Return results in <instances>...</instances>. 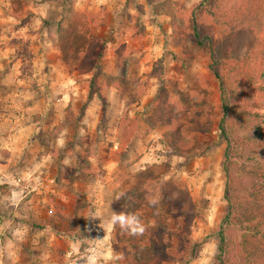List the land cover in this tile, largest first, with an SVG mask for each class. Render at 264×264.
I'll return each instance as SVG.
<instances>
[{
    "label": "rangeland",
    "instance_id": "obj_1",
    "mask_svg": "<svg viewBox=\"0 0 264 264\" xmlns=\"http://www.w3.org/2000/svg\"><path fill=\"white\" fill-rule=\"evenodd\" d=\"M198 1L155 0L171 5L169 15L153 13L145 0H0V6L41 4L40 16L22 24L29 29L21 31L15 21L0 25V48L37 52L38 66L40 52L49 51L50 58L42 72L25 75L45 80V88L36 90L42 101L22 120L0 121V264H85V256L68 257V249L78 244L86 255L104 237L122 256L108 264H220L214 258L220 226L227 239L238 241L239 230L221 225L227 212L225 145L217 138L221 106L209 49L198 47L190 33ZM159 58L161 83L152 74ZM93 71L106 105L95 88L90 91ZM160 85L171 117L150 126ZM3 91L6 103L13 91ZM125 114L141 127L130 143L118 129ZM199 120L210 123L206 132L198 129ZM14 132L23 154L6 148ZM78 152L96 169V179L90 171L70 173ZM36 182L49 184L48 192L31 191ZM15 188L23 190L21 199L12 194ZM79 207L74 223L56 221ZM114 213L135 215L144 232L110 227Z\"/></svg>",
    "mask_w": 264,
    "mask_h": 264
},
{
    "label": "trees",
    "instance_id": "obj_2",
    "mask_svg": "<svg viewBox=\"0 0 264 264\" xmlns=\"http://www.w3.org/2000/svg\"><path fill=\"white\" fill-rule=\"evenodd\" d=\"M145 1L153 13L161 11L172 15L169 3L159 5L155 0ZM44 21L50 24L49 20ZM61 23L62 20H58L56 30L61 29ZM189 23L195 44L209 49L208 67L219 90L221 117L217 123V138L225 145L222 169L227 203L221 225L240 231L238 241L234 242L225 237L220 226L214 258L220 264H264V0H199L191 9ZM164 73L163 59L159 58L153 64L152 74L161 83ZM94 76L95 71L88 78L90 91L95 88L106 105ZM132 98L128 94L127 103ZM155 101L150 126L166 123L171 117L169 96L162 85ZM209 127V122L199 120L200 131L206 132ZM118 129L124 141L130 143L141 127L137 117L125 114L119 118ZM173 147L176 153V143ZM95 170L78 152L70 173L88 176L90 171V177L96 179ZM82 209L60 213L56 221L74 223L81 218Z\"/></svg>",
    "mask_w": 264,
    "mask_h": 264
},
{
    "label": "crops",
    "instance_id": "obj_3",
    "mask_svg": "<svg viewBox=\"0 0 264 264\" xmlns=\"http://www.w3.org/2000/svg\"><path fill=\"white\" fill-rule=\"evenodd\" d=\"M4 5L5 6H0V11H2V12H0V25L8 24V23H11L12 21H15L16 24H18V25L24 24V26H25L26 23H23L24 21H27V23H29L28 20H30V19L33 20V19L37 18V16H40L39 13L36 12V9L40 10L41 4H36V7H31L29 4L24 5V6L22 5V8L20 5H19V7L14 6L15 4H11L10 6H6V4L4 3ZM3 10H5V11L3 12ZM6 10H8L9 12H7ZM26 16H27V18H25ZM24 26L20 28L21 31H25V30L29 29L28 27H24ZM28 34H30V33H28ZM29 37H32V36L29 35ZM50 51L54 52V57L55 56L56 57L61 56L59 51L56 52V54H55L54 49H51ZM36 56H37V52H34V51L24 53V51H20L19 49L15 50V48H7V47H4L2 49L0 48V91L4 90L3 93L6 90H12L13 91V93H11L9 95L7 93V95H8L7 97H10V98L5 99L6 103H3V97L0 94V106L2 104H4V106H6L7 104H8V106H10V108H4L7 110L6 112H4L1 109L2 107H0V121L2 120V118L5 119V118H9V117H12V119H14V120H22V118L24 116L27 117L28 114H30V112L32 111L31 109L35 108V106L38 105V102L42 101L43 97H38L36 90L45 88V85L43 84V83H45V80H42V81L38 80L37 77L34 78L33 80H27V79H29V76H25V75L28 72V70L33 75L37 74L36 71H38V73L42 72L41 71L42 67H44L43 63L46 66L48 65V61L50 59L49 58V51L44 50L38 54V57L42 58L40 63H39V66L35 62ZM29 59H30V62L28 64H26V61H28ZM30 63H32V66ZM28 66H29V69H24V68H27ZM3 93H2V95H3ZM12 137H13V141L12 140L8 141L6 143L7 144L6 148L9 149L10 151L12 150L13 154H16V153H18V154L22 153L23 154V149L21 150V152H18L19 150H17V149L19 146H17L18 143H16L17 139L21 138V135L14 132ZM30 153L33 154V152H30ZM17 156H20V155H17ZM21 157H22V155L20 156V158ZM46 157H48V156H46ZM50 157H52L51 154H50ZM22 160H24V159H22ZM24 161H26V159ZM28 171H30V170H28ZM29 173H31V172H29ZM29 173H28V175H29ZM19 181L20 180H18V182ZM16 182H17V180L15 181V183ZM18 182H17V184H18ZM35 184H37L40 188L39 191H37L35 193L45 194L48 192L49 184L36 182V183L30 185V189ZM11 192H12V194H15L16 196H18L20 199L25 195L23 193V190L17 189V188L12 189ZM93 245L88 246V248H86L87 251ZM69 251L70 250L68 249L67 253ZM85 254L87 255V253H85ZM33 260H35V258H33ZM31 261H32V259H31ZM44 262H47V261L44 260ZM54 264H57V263H54Z\"/></svg>",
    "mask_w": 264,
    "mask_h": 264
},
{
    "label": "clouds",
    "instance_id": "obj_4",
    "mask_svg": "<svg viewBox=\"0 0 264 264\" xmlns=\"http://www.w3.org/2000/svg\"><path fill=\"white\" fill-rule=\"evenodd\" d=\"M127 227L129 234L140 235L144 232V226L140 223L135 215L131 214H113L109 221V226ZM85 256V264H108L109 261L122 259V256L114 255L111 247L108 244V237H104L100 242L94 244L88 249L87 255L78 252V244H73L70 251L67 253L68 257ZM75 259H71L69 264H74Z\"/></svg>",
    "mask_w": 264,
    "mask_h": 264
},
{
    "label": "built area",
    "instance_id": "obj_5",
    "mask_svg": "<svg viewBox=\"0 0 264 264\" xmlns=\"http://www.w3.org/2000/svg\"><path fill=\"white\" fill-rule=\"evenodd\" d=\"M39 186L37 185V184H35V185H33L32 187H31V191H34V192H37V191H39Z\"/></svg>",
    "mask_w": 264,
    "mask_h": 264
}]
</instances>
